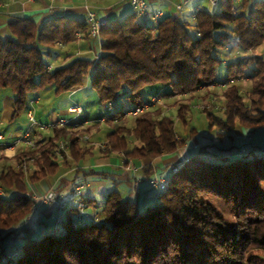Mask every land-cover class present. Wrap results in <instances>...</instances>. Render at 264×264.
Instances as JSON below:
<instances>
[{"label":"trees","instance_id":"16d2710c","mask_svg":"<svg viewBox=\"0 0 264 264\" xmlns=\"http://www.w3.org/2000/svg\"><path fill=\"white\" fill-rule=\"evenodd\" d=\"M138 16L133 12L100 28L95 61L74 58L51 68L46 57L57 44L87 32L84 20L61 15L37 27L29 18H16L8 24L11 36H0V93L12 95L10 121L26 109L30 95L48 85L60 93L82 89L88 81L98 101L112 105L94 119H75L77 129L68 123L39 140L31 137L33 147L0 150V264H264V147L250 138L219 144L235 129H264V58L255 53L264 45V0H221L217 12L198 9L192 22L178 15L140 22ZM240 80L247 81L243 91ZM155 88L164 92L143 101L144 91ZM216 88H221L218 110ZM182 95L189 101L170 103L182 121L193 100L210 99L202 111L217 140L199 146L169 175L167 188L158 197L153 192L155 202L142 210L136 196L112 188L99 200L80 194L86 208L97 209V218L87 220L71 206L61 212L59 224L54 215L41 216V207L51 206L33 213L29 183L62 167L79 170L94 147L78 138L90 129L83 123L97 126L128 113L115 109L113 100H129L130 113L143 109L132 114L131 124L107 132L102 156L118 153L126 165L128 159L175 152L184 142L159 100ZM152 97L158 101L152 103ZM59 140L68 142L61 158ZM6 239L9 244L21 239L19 250L12 245L6 253Z\"/></svg>","mask_w":264,"mask_h":264},{"label":"crops","instance_id":"0c3cea01","mask_svg":"<svg viewBox=\"0 0 264 264\" xmlns=\"http://www.w3.org/2000/svg\"><path fill=\"white\" fill-rule=\"evenodd\" d=\"M220 1L221 0H145L147 13L138 17L146 19L147 22H151L150 14L160 11L162 17L178 15L182 20L192 22L196 10L205 9L209 12H217L219 10ZM240 1L241 0H234L235 3H239ZM252 1L254 0H249V2ZM177 6H180V8L178 9ZM86 10L95 12L99 19L105 18L108 23L112 19L121 20L128 14L134 12L129 0H0V36H11L8 24L16 18H29L37 27H40L48 19L56 18L61 15L84 20ZM99 54L100 38H92L87 31L78 32L76 39L70 43L57 44L51 55L46 58L49 65L54 67L56 65H65L74 58H85L95 61ZM87 82L86 86L82 89L71 90L68 94L71 100H75L83 106L85 118L91 120L98 115V113L93 112V108L96 106L95 102H92L94 106L85 107L81 101V90L88 89ZM183 97L187 98L188 95L178 96L179 99ZM178 98L164 97L159 100V104L162 102L170 104ZM38 100H40V97H38L36 93L30 95L28 99L29 103H27L25 109L27 110L26 118L23 119L25 116H20L10 121L13 98L6 93H0V132H4L7 135L6 141L16 138L27 129H23V127L26 124L28 112H32L35 120L41 124L70 118L67 110L68 105H65L59 112L52 109L47 117L45 114L40 113L36 118L35 112L31 108L33 107V102ZM44 117L47 121L44 120ZM126 117L127 115L124 116V118ZM132 121L133 119L127 124H131ZM114 122H116V120L105 122V126H100V124L97 126H91L92 124L88 126L90 129H97L99 142H94L93 145L99 144L100 150L96 154L92 150V155L88 158V161L79 164V170L73 167H62L60 171L52 177L40 178L33 183H29L28 192L43 193L46 189L51 187L57 194L65 196L72 187L79 184L82 186V198H95L96 194L104 193L108 188H117L125 195L129 196L130 194L131 197L136 196L139 203L145 202L144 204L147 205L152 203L155 197L153 195V190H151L147 182L150 176H168L169 167L171 165L187 159L196 152L199 146L217 140L212 133H207L205 135L197 133L192 134L190 139L184 141L183 145L173 153L163 154L154 159H128V164L124 165V158L118 153L102 156L101 148H103L105 144L106 135L105 133L104 135L101 134V132H109ZM31 128L35 131V133L32 134L35 141L49 134L47 131H37L38 129L36 126H32ZM90 129L86 132L88 135ZM232 133L233 137L226 135L219 141V144L223 147H228L232 145L237 138L245 134L244 130L241 129H235ZM92 136V134L89 136L90 140H93ZM249 141L255 146L264 147V129L253 133ZM130 167H133V169ZM149 168L150 174L147 173V169ZM100 172L112 174L109 177H102L98 174ZM79 175H81V178L78 177ZM118 181H120V183L115 184V182ZM41 209H43L41 211L43 219L51 220L53 215L57 213L52 207H41ZM82 213V216L89 220L96 217L98 211L95 208L88 207L83 210Z\"/></svg>","mask_w":264,"mask_h":264},{"label":"built area","instance_id":"2783aa9c","mask_svg":"<svg viewBox=\"0 0 264 264\" xmlns=\"http://www.w3.org/2000/svg\"><path fill=\"white\" fill-rule=\"evenodd\" d=\"M129 2L131 6L133 7L134 12L137 15L143 16L147 13V5H146L145 0H129ZM177 8L179 9L180 6H177ZM161 17H162V13L160 11L152 12L150 14V18L152 22H157ZM84 21L87 25L88 33L92 38H99L100 28L108 24V21L105 18L99 19L96 16L95 12L90 11V10H86V16L84 18ZM48 68H51V66L49 65ZM157 101L158 100L156 97L151 98L152 103H155ZM196 107L200 109L204 108L203 105L201 104H197ZM111 108H112L111 103H108L106 105V110L110 111ZM144 108L146 109L147 106H144ZM142 109L143 108H139V107L135 108L131 112V114H136L138 112H141ZM67 110H68V113L73 114V116H71L68 119H59L58 121L51 122L50 124L38 123L35 120L33 113L28 112L27 118L29 122V127L22 134H20L16 138L6 141L7 135L4 132H0V149L14 150L20 145H28V146L33 147L35 143L31 139L32 134L34 133V131L31 128L32 126H36L38 130L43 131V132L48 129H52L54 126H65L68 123H71V125L75 127L76 123L74 122V120L77 118L78 115L82 113V106L78 102H72L68 106ZM252 134L253 133L251 132L245 133L243 136L237 138V140L234 143H232V145L242 143L245 139L251 138ZM225 136L226 135H224V137ZM78 138L80 140L85 141L88 139V136L85 134L78 135ZM67 148H68V143L66 141L59 140V142L57 143V147H56V155L59 158H61L62 151H65ZM237 152L238 154H242L244 152V147L241 146ZM186 160L187 159H185L184 161L176 162L174 165H172L168 171L169 175L177 172V170L181 168V166ZM131 169H133V167ZM169 175L166 177L156 175V176L149 178L148 185L151 188V190H153L154 195L156 197H158L160 193L167 188L168 183H169ZM81 190H82L81 185H75L74 187L71 188V190L68 192L67 195L62 196V195L57 194L53 190V188L49 187L43 193L29 191L28 196L31 198V200L34 203L33 213H35L41 206L54 207L55 210L57 211L56 215H54V223L59 224L61 223L60 214L68 206L80 209L81 211L86 209V204L83 201H81L79 198L81 194Z\"/></svg>","mask_w":264,"mask_h":264},{"label":"rangeland","instance_id":"374dc122","mask_svg":"<svg viewBox=\"0 0 264 264\" xmlns=\"http://www.w3.org/2000/svg\"><path fill=\"white\" fill-rule=\"evenodd\" d=\"M138 20L140 22H145V21L147 22L146 19L141 18V17H138ZM255 53L261 55L264 58V47H263V45L257 47ZM221 71H222V75H223V73H224V68L223 67L221 68ZM218 78L220 80L222 79L220 76ZM239 85H240V89L243 91L245 89L247 83H246L245 80H240L239 81ZM216 89H217L216 95L213 96V97H214V103L216 105L215 109L218 110L220 105H221V99H220L221 88H216ZM89 90L88 89L81 90V96H82V100L81 101H82V103L84 104L85 107H89V106L92 107V106H94V103H92V102H95L96 106H95V108H93V112L98 113L97 116L105 114L106 113V108L104 107V105H102L98 101L97 95L94 92L92 93V90H90L91 92ZM159 92H164V91H160V90L158 91L156 88L152 89L150 91L149 90L144 91V93H143V101H146L149 98V96H151V95H158ZM4 93H6L9 96H12L10 92H7V91L6 92H1V94H4ZM36 95L38 97H40V100H38L36 102H33V107L31 108L35 112L36 118H37V116H39L40 113L45 114V116L47 117V115L49 114V112L52 109L54 111H56V112H59V111H61V109H63L65 107V105L69 106L72 102H77V101L71 100V98H69L68 92L55 93L54 87L53 86H49V85L44 87V88H42V89H39L38 91H36ZM176 97L178 98V96H176ZM209 100H206V101H204V99L193 100V105H191L189 110L187 111V115L185 116V121H182L181 119H179L176 116V105H171V104H168L166 102H162L161 103V104H163V106H165L166 113H169V114L172 115V117L174 119V131H175L176 135L180 139L183 140V142L187 141L188 139H190L192 134H196L197 133V134L205 135L207 133H212V134L215 133V129L214 128H212V129L208 128V120H207V117H206V113L203 112L202 109L196 107L197 104H201V105H203V107H205L206 104H210ZM188 101H189L188 97L187 98L183 97V98H180V99L178 98L177 100H175V102H188ZM113 105H114L115 109H119V110H122V111H125V112H128V113H127V117L126 118L120 119V120L112 123V128L114 127V125H117V124L130 123V121L133 119V115L129 111L131 110V107H132L133 104H131L130 101L127 100V99L118 98L116 100H113ZM26 111L27 110H24L18 117L25 116V117H23V119L26 118ZM69 116L71 117V116H73V114L69 113ZM85 117L86 116L84 115V112H83L80 115H78L76 119H82V118H85ZM44 120L47 121L45 117H44ZM27 121H28V118L26 120V124L24 125L23 129L24 128L26 129V128L29 127V122H27ZM50 123L51 122H46L44 124H50ZM90 124L91 123L87 122L85 124L83 123L82 126L85 127L86 125H90ZM104 124H105V122H101L100 126L101 125L105 126ZM74 128L77 129V128H79V126H75ZM191 129H194L195 133H192ZM96 130L90 129L89 135L87 133H84L88 137L91 134L93 135L92 136L93 140H90V138H88L86 140L88 143L92 142L94 144V142L95 143L99 142L98 141V137H97L98 132ZM46 131L49 132L50 134H52V129H48ZM104 133L106 135L107 132H101V134H103V135H104ZM84 134L81 133V134H78V135H84ZM58 142L59 141H57V143ZM87 142H86V144H87ZM99 150H100L99 144H95L94 147H93L94 153L96 154ZM85 161H88V159L85 160ZM78 177L81 178V175H79ZM71 179H72V177H71ZM108 190H110V188H108L106 190V192ZM106 192H104V193H106ZM104 193L96 194L95 198L97 200L101 199ZM155 200H156V198L154 197L153 202H155ZM144 203H142V202L139 203L140 209H142V210L145 208V204ZM12 241H11V244H9V241L7 239L5 240V243L7 244L6 253L12 250V248H11L12 245L14 247L13 249L19 250V247L21 245V241L22 240L21 239H17V240L15 239V240H12Z\"/></svg>","mask_w":264,"mask_h":264}]
</instances>
